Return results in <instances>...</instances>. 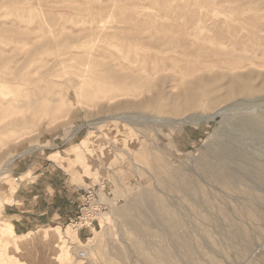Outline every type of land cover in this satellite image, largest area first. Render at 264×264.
Returning a JSON list of instances; mask_svg holds the SVG:
<instances>
[{
	"label": "rangeland",
	"instance_id": "374dc122",
	"mask_svg": "<svg viewBox=\"0 0 264 264\" xmlns=\"http://www.w3.org/2000/svg\"><path fill=\"white\" fill-rule=\"evenodd\" d=\"M224 73L244 90L229 93ZM263 83L264 0H0V264H152L116 215L145 195L136 219L151 251L170 245L180 264H264V185L235 168L226 186L202 163L220 164V143L264 163V128L243 123L264 116ZM191 115L205 118L184 124ZM175 174L197 182L193 196ZM19 178L35 181L15 195L23 205H7ZM102 200L110 206L98 211ZM168 203L180 228L150 234ZM57 206L71 213L56 219ZM22 211L17 234L4 214ZM183 234L193 259L176 246Z\"/></svg>",
	"mask_w": 264,
	"mask_h": 264
},
{
	"label": "bare ground",
	"instance_id": "6f19581e",
	"mask_svg": "<svg viewBox=\"0 0 264 264\" xmlns=\"http://www.w3.org/2000/svg\"><path fill=\"white\" fill-rule=\"evenodd\" d=\"M255 54H253L252 56L254 57ZM250 57L251 59H253V57ZM257 56V55H256ZM223 71V70H222ZM234 71V69H233ZM232 71V72H233ZM225 75L232 77L233 74L228 75L227 73H224ZM223 74L222 77H224L225 75ZM226 76V77H227ZM243 76H245L243 74ZM234 77V76H233ZM236 77V76H235ZM234 77L233 80H229V93L233 94L234 92H240L243 91L241 90L244 87H238L236 85V83L234 84V82L236 81V78ZM264 85V83H263ZM254 88V87H253ZM263 88V87H262ZM246 89V88H245ZM217 113V112H216ZM214 113L213 115H211L209 118H213L215 116ZM126 117H133L132 115H122V116H115L114 118L116 119H120V120H127ZM150 117V116H149ZM146 116V118H149ZM113 118V117H112ZM128 118V119H129ZM151 118V117H150ZM205 118L204 116H196V115H191L188 118L184 119L182 122L188 123H199V121H201V119ZM208 119V118H207ZM106 120V119H105ZM159 121V120H157ZM166 121V120H165ZM209 121V120H208ZM120 122V124L118 123V127H120L121 130L120 133H123V130L126 126V124L123 121H118ZM171 122V121H170ZM242 122V121H241ZM243 123L249 127H256L257 125L261 126L264 128V116H257V117H244ZM260 127V128H261ZM262 129V128H261ZM101 130V129H100ZM103 130V129H102ZM264 130V129H263ZM102 132V131H101ZM108 132V131H107ZM126 133V132H125ZM128 133V132H127ZM111 135V134H110ZM119 135V134H118ZM117 136V135H116ZM120 136V135H119ZM125 137V136H124ZM263 137V136H262ZM125 138H128V136H126ZM123 137L121 139V141H123ZM130 140V139H129ZM127 142V141H126ZM131 142V141H130ZM133 142V141H132ZM121 144V143H120ZM133 144V143H132ZM145 150V149H144ZM147 150V149H146ZM139 152H141L139 150ZM263 152V151H262ZM145 153V151H144ZM215 153L217 154L216 156H218L220 158V164L219 165H213L207 158H203L202 159V163L205 164L207 167H209V169H214V176L219 178L220 180L224 181V184L229 185L230 186V182H232L233 180L237 179V177L239 178L238 174L240 175V173H238L236 171L235 168L241 169L240 171L244 172V174L248 175L249 178H252L253 180L257 181L260 185H264V163H260L257 158L255 156H248L247 154H240V156L242 157V161L238 160L239 158L237 157L238 154H236L235 149H231V147L229 148L226 144L224 143H220L219 146L215 149ZM219 160V159H218ZM179 169V168H178ZM170 170V169H169ZM181 171V170H179ZM178 171V172H179ZM176 177H173V179L176 181L177 186L176 187H183V189L191 192L190 194H192L193 192L196 191V184L195 186L193 185V183H195L196 181L191 179V178H187L186 176H184L183 174H181L179 176V174H175ZM243 175V174H242ZM179 176V177H178ZM242 177V176H241ZM195 181L192 183V181ZM241 179V178H240ZM239 179V180H240ZM198 180V179H197ZM169 182V180H168ZM171 183V182H170ZM173 183V181H172ZM197 183V182H196ZM202 185V184H201ZM226 185V186H227ZM262 185V186H263ZM228 186V187H229ZM201 187V186H200ZM173 188V187H172ZM178 189V188H177ZM180 189V188H179ZM198 189V187H197ZM179 191V190H178ZM255 191V190H254ZM199 192V191H197ZM196 192V193H197ZM201 192V191H200ZM205 192V191H204ZM247 192V191H246ZM184 193V192H183ZM248 193V192H247ZM187 194L189 195V193L187 192ZM199 194V193H197ZM251 196H253V199H255V197H260L258 196L255 192L253 193V191H249V193ZM195 195V194H194ZM146 196V195H145ZM141 196L139 199V204H138V209L136 210V207L133 206H127V207H121L118 208L116 211V215H125V221L127 222L128 225H130V233H131V237H129V240L131 241V243L133 244L132 246L134 247V249L136 251H139L142 256L144 257V259L152 264H180L178 258L176 257L175 253V248L167 245L165 243H160L158 244V246L154 249V250H150L148 248V245L146 244V242L141 238V234L145 233L144 230V226L136 219L137 216L141 213V210H147L149 208V204H148V200H147V196ZM193 196V194H192ZM200 196V195H199ZM249 196V195H248ZM184 197V196H183ZM189 197V196H188ZM135 198V197H134ZM185 198V197H184ZM263 198V197H262ZM259 199V198H258ZM158 200L160 202L163 203V200L161 198H158ZM165 200V199H164ZM204 200V199H203ZM256 201V200H255ZM198 202V201H197ZM156 203V202H155ZM205 203V202H204ZM251 202H249L250 204ZM257 203V202H256ZM157 204V203H156ZM259 204V203H258ZM251 205V204H250ZM201 207V206H200ZM162 217L161 220H159L158 222H156V227L157 229L155 230H151L149 231L150 234H156V235H160L163 232L164 233H170V234H174L177 232V230L180 228L181 226V219L178 215L175 214L174 210L169 206L166 205H162ZM153 210V209H152ZM259 210V209H258ZM254 211V210H253ZM260 211V210H259ZM255 213L258 215L259 212L255 211ZM151 214V213H150ZM255 215V214H254ZM256 215V216H257ZM260 217V215H259ZM262 217V216H261ZM123 218V217H122ZM262 219V218H261ZM7 230L10 231V233H12V235L16 236L13 230V227L11 225H7ZM200 229V228H199ZM202 230V229H201ZM199 231V230H198ZM68 232H73L71 231V229H68ZM75 234V232H74ZM182 234V233H181ZM42 236H37V237H32L30 238L32 241L36 242V243H41V240L43 238H45V235H43L41 233ZM194 235V233H193ZM10 236V235H9ZM52 236V235H51ZM51 236H49V241L52 240ZM55 236V235H54ZM53 236V238H54ZM58 236V235H57ZM12 237V236H11ZM56 238V237H55ZM193 238V237H192ZM58 239V238H57ZM56 241L57 242H63V241H59V239ZM61 239V238H60ZM177 242H176V246H180L184 249V253L186 255L187 258L193 259L194 258V254H195V247L192 244V242L187 238V236H185L184 234L179 236V238H177ZM197 242V241H196ZM15 243V242H14ZM13 243V244H14ZM58 244V243H57ZM63 244V243H62ZM153 244V243H152ZM60 246V244H59ZM63 245H61L62 247ZM60 247V248H61ZM64 248V247H63ZM62 249V248H61ZM249 249V248H248ZM247 251V250H246ZM245 253V252H244ZM111 254V253H110ZM122 257H126L128 256L127 254H124L123 252L121 253ZM182 256V255H181ZM109 259V258H107ZM181 261V260H180ZM185 261V260H184ZM209 261V259L207 260ZM109 262V261H108ZM197 264H202L200 262H197ZM214 264H219L218 262H214ZM221 264V263H220Z\"/></svg>",
	"mask_w": 264,
	"mask_h": 264
},
{
	"label": "crops",
	"instance_id": "0c3cea01",
	"mask_svg": "<svg viewBox=\"0 0 264 264\" xmlns=\"http://www.w3.org/2000/svg\"><path fill=\"white\" fill-rule=\"evenodd\" d=\"M21 169H22V171H21ZM28 169L26 168V169H24L23 170V168H20V163L19 164H15L14 165V168H13V172L14 173H16V174H19V176L21 177L22 175H24V174H26L28 171H27ZM26 178H22V179H20L19 178V180H18V182H17V186H16V190L13 192V193H9L8 195H7V197H12L13 196V199L15 200V202H13L12 204H10L9 202L7 203V202H5V204H7V205H23L24 203H23V201L25 200L24 198L22 199V200H20V199H16L15 198V195L18 193V192H20V186L22 185V184H24V182H26V180H25ZM34 181L35 180H33V179H27V184L28 183H34ZM17 187H18V189H17ZM37 196V195H36ZM74 203V201H72V200H70L69 202H68V204L70 205V206H72V204ZM58 206L55 208V211L52 213V211H50L51 212V214H55V218L56 219H59V218H62V217H64V218H67L68 217V213H71V212H68V210H63L61 213H59V211H58ZM72 211V210H71ZM23 213H22V215H15V217H12V215H10V214H7V213H5L4 215L9 219V221L10 222H12V224H13V226H14V230H15V232L17 233V232H24V230L23 229H21L22 228V226L24 227V225H23V222L22 221H26L27 220V217H26V215H25V211H22ZM45 213L46 212H43L42 214H41V216H40V218H42L43 216L42 215H45ZM16 216H18V217H16ZM35 215H33V218L34 219H36L35 217H34ZM32 217V216H31ZM63 218V219H64ZM21 230H23V231H21ZM18 234V233H17Z\"/></svg>",
	"mask_w": 264,
	"mask_h": 264
},
{
	"label": "built area",
	"instance_id": "2783aa9c",
	"mask_svg": "<svg viewBox=\"0 0 264 264\" xmlns=\"http://www.w3.org/2000/svg\"><path fill=\"white\" fill-rule=\"evenodd\" d=\"M110 206L108 201H103L99 203V207H98V211H102L103 209L106 210L108 207ZM96 220V217H90L88 219H80L79 223L82 224V226L86 223L88 226L91 225L94 221ZM83 221V222H81ZM79 257H81L82 259H86L87 258V253L84 250L79 251Z\"/></svg>",
	"mask_w": 264,
	"mask_h": 264
}]
</instances>
